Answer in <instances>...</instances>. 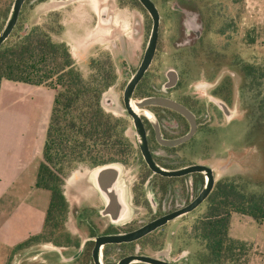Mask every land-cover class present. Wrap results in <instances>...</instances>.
Segmentation results:
<instances>
[{
    "label": "rangeland",
    "instance_id": "rangeland-1",
    "mask_svg": "<svg viewBox=\"0 0 264 264\" xmlns=\"http://www.w3.org/2000/svg\"><path fill=\"white\" fill-rule=\"evenodd\" d=\"M94 1L113 10L114 25H101L100 29L92 25V16L96 12ZM154 1L165 14H168L175 3L195 9L200 7L206 25L204 47L199 51V48L178 49L168 45L167 40L172 34L171 24L165 22L158 58L162 70L176 69L184 75V83L189 85L207 81L208 74H212L213 79L217 77L218 81L228 71L237 75L231 86L230 108L234 115L232 123L227 127L214 128L212 140L208 138L209 133L201 135L202 142L210 140L212 150L210 157H205L203 150L198 155L203 157L202 162L206 161L215 170V186L219 181L234 180L246 187L248 193L264 196V133H255L256 138H252L250 133L255 119L260 120L261 126L264 125V78L250 76L244 80L241 76L244 65L264 67V0ZM14 2L15 0H0V32L9 18ZM33 28H40L53 42L65 44L76 67L85 78H89L96 73L90 66L93 60L102 65L111 64L116 72L122 71V68L133 69L142 53L143 42L148 39L151 23L147 24L141 13L125 8L124 3L119 4L117 0H27L8 43L20 40ZM112 43H117L119 47L113 50ZM123 58L126 59L125 62ZM120 73L117 76H121ZM213 82H210L212 86ZM117 83L121 84V79ZM50 84L48 82L41 87L53 90L56 95V90L52 88L54 86L50 87ZM197 92L200 100L206 103L212 95L204 89H198ZM120 96L121 93L114 87L108 89L102 97V108L106 114L123 118L129 123L130 119L120 105ZM51 115L47 120L45 140ZM126 134L135 142L131 127ZM131 160L128 165L122 164L121 178L125 185L129 219H136L146 214L145 208L134 202V191L136 187L137 196L141 191H148L142 185L147 172ZM93 169L81 164L65 179L63 191L69 209L60 228L62 232L73 236L86 235L77 214L83 212L90 203L99 205V197L102 199L89 182ZM155 197L159 202L158 198L161 196L158 192ZM207 208L208 200L194 214L170 223L158 233L159 238L155 240L162 250L156 248L150 254L154 257L162 254L171 257L173 253L176 255L187 250L190 252V264H199L195 255L202 251L203 243L194 238L193 228ZM230 231L233 238L248 243L249 264H259L262 255L258 250L264 253V222L257 223L249 217L234 214ZM49 234V230L43 232V242L50 243L46 246L55 245L53 241L57 240L56 236L50 237Z\"/></svg>",
    "mask_w": 264,
    "mask_h": 264
},
{
    "label": "flooded vegetation",
    "instance_id": "flooded-vegetation-1",
    "mask_svg": "<svg viewBox=\"0 0 264 264\" xmlns=\"http://www.w3.org/2000/svg\"><path fill=\"white\" fill-rule=\"evenodd\" d=\"M151 1L159 14L155 54L147 69L138 80L134 81L145 61L154 21L140 0H117L119 4L124 3L125 8L141 13L147 24L151 23V29L148 39L143 42L142 53L136 66L133 69L119 70L122 77L117 76L118 72L114 70L116 78L108 88L114 87L121 93L120 105L130 119L127 130L131 127L134 132L135 142L131 141L134 145V155L130 160L138 163L147 172L142 179V185L148 191L143 192L140 189L138 196L136 187L134 191V202L145 208V216L136 219L128 217L124 222L117 223L107 213V205L103 198L99 197V205L90 203L83 212L77 214L79 224L85 228L86 235L73 236L61 232L62 235L53 241L55 245L46 246L50 243L43 242L41 233L29 238L14 250L11 253L10 264L14 263L15 258L18 264H122L131 257L154 258L165 264H190V252L187 250H182L176 255L173 253L171 257L165 254L154 257L150 253L156 248H161L155 243L159 238L158 233L177 219L194 214L209 198L192 211L185 212L186 208L200 198L208 184L206 174L192 168L207 166L213 170V175L216 177L215 170L206 161L202 162L203 157L198 155V152L203 150L204 156H209L212 150L210 140L215 134L214 128L227 127L232 123L234 115L230 108L231 86L237 75L228 71L226 76L218 81L217 77L213 79L212 74H208L207 81L198 82V85H189L184 83V75L176 69L162 70L158 58L165 22L171 24L172 34L167 40L168 45L171 44L178 49L199 48V51L204 47L206 25L200 7L195 9L175 3L168 14H165L154 0ZM94 4L96 12L94 11L92 16V25L96 27L99 24L114 25L113 10L109 6L102 7L97 1H94ZM21 12L22 9L15 27ZM118 47L117 43H112L113 50ZM125 60L123 58L124 62ZM241 73L244 80L249 77L243 69ZM120 79L121 84H118ZM211 81H214V86L210 84ZM198 89L212 93L207 103L200 100ZM217 103H221L223 108ZM203 133H209L208 138L211 139L202 142ZM129 162L124 165H128ZM160 171L181 172V174L169 176ZM157 192L161 196L158 198L159 202L155 197ZM173 214L177 215L176 218L139 239L118 243L99 242L104 237L128 236L158 219ZM130 264L144 263L137 261Z\"/></svg>",
    "mask_w": 264,
    "mask_h": 264
},
{
    "label": "trees",
    "instance_id": "trees-1",
    "mask_svg": "<svg viewBox=\"0 0 264 264\" xmlns=\"http://www.w3.org/2000/svg\"><path fill=\"white\" fill-rule=\"evenodd\" d=\"M8 40L0 47V84L3 80L35 86L50 82L56 90L35 187L50 193L43 232L49 230L50 237L57 239L69 209L63 191L66 177L81 164L91 168L126 164L134 155V145L126 136L127 120L102 108L103 94L116 78L111 64L93 60L90 66L96 73L85 78L66 45L53 42L40 28L16 42ZM242 69L249 77L264 78V67ZM257 132L264 133V125L255 119L252 138ZM234 214L264 222V196L248 193L234 180L219 181L206 213L193 228L194 238L203 243L195 255L199 264H249L248 243L230 235Z\"/></svg>",
    "mask_w": 264,
    "mask_h": 264
},
{
    "label": "crops",
    "instance_id": "crops-1",
    "mask_svg": "<svg viewBox=\"0 0 264 264\" xmlns=\"http://www.w3.org/2000/svg\"><path fill=\"white\" fill-rule=\"evenodd\" d=\"M54 99L41 86L0 85V264H10L14 249L43 231L50 193L35 183Z\"/></svg>",
    "mask_w": 264,
    "mask_h": 264
},
{
    "label": "water",
    "instance_id": "water-1",
    "mask_svg": "<svg viewBox=\"0 0 264 264\" xmlns=\"http://www.w3.org/2000/svg\"><path fill=\"white\" fill-rule=\"evenodd\" d=\"M26 1L27 0H15L11 13H10L9 20L5 28L0 34V46L8 39L11 32L13 31L17 23L20 11ZM140 2L146 7V9L152 15L153 21H154V29H153L152 38L150 40L149 46L146 51L145 61L141 67L138 77L134 81L140 78V76L149 66L155 54L157 30L159 26V14H158L155 4L151 0H140ZM131 86H133V84ZM217 104H219V106L223 108V105H221V103H217ZM122 166L123 165L120 163H109V164H104V165L95 167L89 179L90 184H92L96 188V190L99 192V194L105 201L107 205V210H108L107 213L117 223L124 222L129 217V206L127 204V199H126L125 185L121 178V167ZM192 170H199L202 173L206 174L208 178V184H206L200 198L196 202H194L192 205H190L188 208H186L185 212H190L193 209H195L198 205L203 203L205 199L209 197V195L212 193L215 187L216 177H214L213 170L211 168L207 166H197L195 168H192ZM160 173H163L169 176L181 174V172H162V171H160ZM176 216H177L176 214L165 216L149 224L147 227L133 234H129L128 236L106 237V238L104 237V238H101L99 242L102 241L103 243H118L122 241H131V240L139 239L145 236L146 234H148L149 232L164 225L168 221L173 220L174 218H176ZM137 261L142 262L144 264H165L154 258H147V257H142V258L131 257V258H128L126 261H124L122 264H130L132 262H137ZM17 262L18 260L17 258H15V261L13 264H16Z\"/></svg>",
    "mask_w": 264,
    "mask_h": 264
},
{
    "label": "bare ground",
    "instance_id": "bare-ground-1",
    "mask_svg": "<svg viewBox=\"0 0 264 264\" xmlns=\"http://www.w3.org/2000/svg\"><path fill=\"white\" fill-rule=\"evenodd\" d=\"M101 28V27H100ZM100 28H98V29H100Z\"/></svg>",
    "mask_w": 264,
    "mask_h": 264
}]
</instances>
